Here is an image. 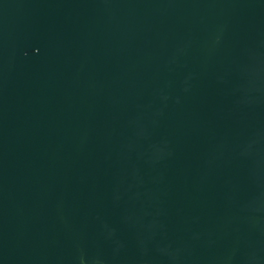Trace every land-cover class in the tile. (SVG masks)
Here are the masks:
<instances>
[{"label": "water", "instance_id": "obj_1", "mask_svg": "<svg viewBox=\"0 0 264 264\" xmlns=\"http://www.w3.org/2000/svg\"><path fill=\"white\" fill-rule=\"evenodd\" d=\"M0 264H264V0H0Z\"/></svg>", "mask_w": 264, "mask_h": 264}]
</instances>
